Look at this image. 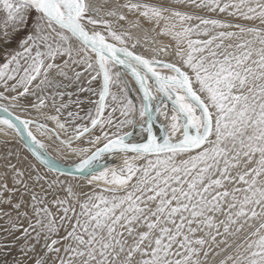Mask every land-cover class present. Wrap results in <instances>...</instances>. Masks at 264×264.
<instances>
[{
  "label": "snow or ice",
  "instance_id": "6c2138e0",
  "mask_svg": "<svg viewBox=\"0 0 264 264\" xmlns=\"http://www.w3.org/2000/svg\"><path fill=\"white\" fill-rule=\"evenodd\" d=\"M0 264H264V0H0Z\"/></svg>",
  "mask_w": 264,
  "mask_h": 264
},
{
  "label": "bare ground",
  "instance_id": "6f19581e",
  "mask_svg": "<svg viewBox=\"0 0 264 264\" xmlns=\"http://www.w3.org/2000/svg\"><path fill=\"white\" fill-rule=\"evenodd\" d=\"M36 135H37V138H39V139H44L43 137H41L40 135H39V133H36ZM47 142V141H46ZM49 151H51V149H49ZM53 155H55V153L53 152ZM71 157L69 156V159H70ZM74 158V157H73ZM74 159H76V158H74ZM105 159H108L107 157L105 158ZM66 162H68V161H66V160H62V163H66Z\"/></svg>",
  "mask_w": 264,
  "mask_h": 264
},
{
  "label": "rangeland",
  "instance_id": "374dc122",
  "mask_svg": "<svg viewBox=\"0 0 264 264\" xmlns=\"http://www.w3.org/2000/svg\"><path fill=\"white\" fill-rule=\"evenodd\" d=\"M50 149H51V148H50ZM51 151H52V149H51ZM54 153H55V152H54ZM70 157H71V158H70V160H72V159H74V158H75V157L73 158L72 156H70Z\"/></svg>",
  "mask_w": 264,
  "mask_h": 264
}]
</instances>
